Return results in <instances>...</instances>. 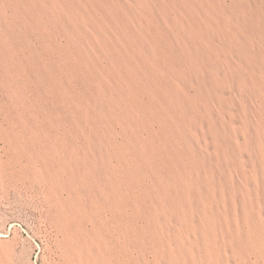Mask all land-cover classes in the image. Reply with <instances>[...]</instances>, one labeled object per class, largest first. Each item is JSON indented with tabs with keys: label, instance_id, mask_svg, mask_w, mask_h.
<instances>
[{
	"label": "rangeland",
	"instance_id": "374dc122",
	"mask_svg": "<svg viewBox=\"0 0 264 264\" xmlns=\"http://www.w3.org/2000/svg\"><path fill=\"white\" fill-rule=\"evenodd\" d=\"M0 264H264V0H0Z\"/></svg>",
	"mask_w": 264,
	"mask_h": 264
}]
</instances>
